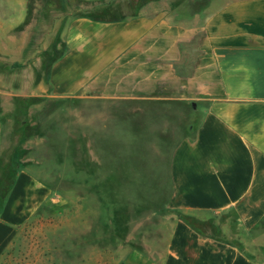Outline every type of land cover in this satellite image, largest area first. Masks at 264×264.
<instances>
[{
  "label": "crops",
  "instance_id": "crops-1",
  "mask_svg": "<svg viewBox=\"0 0 264 264\" xmlns=\"http://www.w3.org/2000/svg\"><path fill=\"white\" fill-rule=\"evenodd\" d=\"M188 1L73 13L47 49L27 23L0 27V173L18 158L0 264L60 189L100 191L102 219L124 232L117 264H264V0ZM177 214L234 221L213 236Z\"/></svg>",
  "mask_w": 264,
  "mask_h": 264
},
{
  "label": "rangeland",
  "instance_id": "rangeland-1",
  "mask_svg": "<svg viewBox=\"0 0 264 264\" xmlns=\"http://www.w3.org/2000/svg\"><path fill=\"white\" fill-rule=\"evenodd\" d=\"M24 1L25 6L19 8L15 0H0V27L7 29L12 26L13 33L17 34L21 31H16L15 26L21 22L27 23L30 26L27 31L28 38L37 44L38 39L43 38L47 49L55 47L65 20L73 13L100 20L125 18L137 14L143 7L157 0H29L28 7V0ZM158 1L163 5L165 1L171 4L178 0ZM203 1L188 2L194 7ZM29 50L41 60L48 57L45 52L42 53L41 45H30ZM32 59L29 61L32 62ZM0 63L3 64V61L0 60ZM17 160L18 158H15L11 163H2L4 166L1 168L7 169L6 173H0L2 195L10 184ZM62 169V176L66 181V161L62 164ZM99 192L78 189L53 190L43 210L37 212L23 227V234L17 236L13 243L12 259L8 258L11 260L8 264H21V253H25V249L31 253L28 254L29 264H117L122 261L127 248L120 245L124 239L116 235L123 236L124 232L113 230V227L102 219L98 204ZM223 221L232 223L233 215H222L205 223L196 221L193 226L202 234L216 236ZM126 240L132 243L131 239Z\"/></svg>",
  "mask_w": 264,
  "mask_h": 264
},
{
  "label": "trees",
  "instance_id": "trees-1",
  "mask_svg": "<svg viewBox=\"0 0 264 264\" xmlns=\"http://www.w3.org/2000/svg\"><path fill=\"white\" fill-rule=\"evenodd\" d=\"M94 19V18H93ZM111 20V19H110ZM1 193V192H0ZM1 196V195H0ZM2 198H0V201H1ZM177 217L183 221L185 224L189 225L190 227H192L193 229L196 230V228H194L193 226V222H196V220L190 218V217H187V216H184V215H180V214H177ZM198 222V221H197Z\"/></svg>",
  "mask_w": 264,
  "mask_h": 264
}]
</instances>
